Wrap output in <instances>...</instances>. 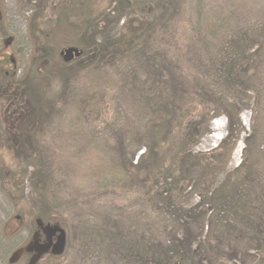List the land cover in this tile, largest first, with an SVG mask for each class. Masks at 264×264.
<instances>
[{"label":"rangeland","instance_id":"obj_1","mask_svg":"<svg viewBox=\"0 0 264 264\" xmlns=\"http://www.w3.org/2000/svg\"><path fill=\"white\" fill-rule=\"evenodd\" d=\"M171 1L0 0V264H146L125 256L123 246L162 248L178 240L195 250L205 242L211 207L204 196L243 162L256 89L245 90L237 77L224 93L242 127L226 170L207 172L198 188L175 191L169 206L152 201L161 183L139 185L144 170L131 171L137 178L132 185H120L119 172L140 163L169 126H179L174 107L158 105L157 89L186 99L177 87L192 84L197 68L218 56L230 63L241 56L251 78L257 69L264 72L263 58H256L264 47V0H180L167 20L171 36L155 44L150 30L163 24L168 14L161 9L170 11ZM139 30L146 46L116 67ZM90 40L99 46L96 59L63 61L64 49L85 54ZM180 98L192 113L183 118L181 136L199 123L185 150L214 154L230 135L227 116L201 108L194 93L184 103ZM22 105L29 111L24 126L13 116ZM216 123L224 126L218 142L211 140ZM230 239L213 256L201 253L202 259L264 264L254 237Z\"/></svg>","mask_w":264,"mask_h":264},{"label":"trees","instance_id":"obj_2","mask_svg":"<svg viewBox=\"0 0 264 264\" xmlns=\"http://www.w3.org/2000/svg\"><path fill=\"white\" fill-rule=\"evenodd\" d=\"M179 1L172 0L170 2L171 9L168 12H165L167 7L161 9L164 14L168 15H164L166 19H164L165 21H163L161 26H155V28H152L153 31L152 29L150 30L152 33H150V38L155 39V44H160V42L156 41L158 37L167 38L171 36L168 28L172 24H169L171 20H167L170 12H172L170 14L171 17L173 13L175 15L178 12ZM0 22H2L1 16ZM140 31L137 32V35L141 37H137L136 41L130 45L132 49L130 48L128 55L125 54L118 58L119 62H117L116 67L126 64L131 57L136 58L141 46H146L144 41L146 38L143 36L144 32ZM165 38L163 41H166ZM251 41L252 38H249L245 41V44ZM88 43L90 48L85 51L88 54H83L81 58H88L89 61H92L100 54L99 46L94 44L93 40ZM218 57L220 58L218 61L200 66V69L197 68L196 75L199 73V76L193 78L192 84L189 81L185 85L186 87H177L180 90H184L187 96L186 99L182 100V96L181 99L179 97L180 94L176 90H172L173 92L169 93L170 90L166 92L160 88L157 89L158 105L161 101L162 104H165V101L168 102L167 106L171 104L178 115L175 121L176 123L180 121L179 126L178 124L169 126L161 135L162 139L150 147L149 154L136 166L130 168L127 166L121 167L118 182L120 185L121 183H123L122 185H132L131 181L137 178L132 175L131 171L139 173V171L144 170L146 178L139 185L144 187L146 184L149 185L150 182L156 185L161 183V187L155 193L152 201L156 204L162 203L164 206H169L176 197L175 191H182L193 184L195 188H198L203 183L204 175L209 171L224 172L242 132L241 125L239 123L236 124L239 112H236L233 107L226 106L223 102L224 93L229 90L228 87L234 84L237 77L240 79L236 83L243 82L241 86L245 90L256 89L258 93L256 108L253 112V132L245 141L243 162L237 170L225 175L223 182L218 188L211 194L204 196V202L211 207V212L207 222L208 234L201 246L202 249L193 250L178 240L176 244L164 245L162 248H150L140 243L133 245L126 243V247L125 245L123 246V254L131 259H137L146 264H205L210 259H202L201 253L206 251L208 255L213 256L215 252L223 249L222 243L226 238H243V236L248 235L251 238L254 237L261 244V248L264 249V131L262 130L264 121V82H261V80H264V72L257 69V75L251 78L249 77L251 66L247 61L244 63V59L239 58L241 56H234L231 59L232 63L225 57ZM256 58L258 60L263 58L264 63V47L257 51ZM102 59L100 60L103 61ZM199 70H201V73ZM260 74H262L261 79L259 78ZM223 80H227L228 83L222 85L220 82ZM6 85L8 87L7 83ZM190 93H194L195 97H197L195 99L199 101L201 108L209 109L212 107L219 113H224L229 120L230 135L214 154L194 155L188 149H186L187 151L185 150L187 144L195 140L193 133L198 132L199 123L192 122L186 129L188 133H185L184 137L181 136L178 129L179 127L182 129L184 126L183 118L188 116L187 111L189 113L190 110L184 109L183 104H179L176 97L178 96L184 103ZM189 115H192V113H189ZM13 116L22 119V126H24L28 120L29 111L25 105H22V112L14 113ZM12 129H16L15 123ZM177 148L179 149L178 152ZM157 150H160V152ZM176 152L180 154L177 161L173 158V154ZM40 155L39 153L37 154L38 160L41 158ZM123 187L126 188L128 186ZM153 202L151 203L154 205Z\"/></svg>","mask_w":264,"mask_h":264},{"label":"water","instance_id":"obj_3","mask_svg":"<svg viewBox=\"0 0 264 264\" xmlns=\"http://www.w3.org/2000/svg\"><path fill=\"white\" fill-rule=\"evenodd\" d=\"M82 55H83V52L77 48H68V49H64L61 52V58L63 59L65 63H71L74 60L81 58Z\"/></svg>","mask_w":264,"mask_h":264},{"label":"bare ground","instance_id":"obj_4","mask_svg":"<svg viewBox=\"0 0 264 264\" xmlns=\"http://www.w3.org/2000/svg\"><path fill=\"white\" fill-rule=\"evenodd\" d=\"M213 130H214V134L211 136V140L218 142L221 140L222 136H223V130H224V126L221 123H216L213 126ZM240 154V149L237 150L235 157H239Z\"/></svg>","mask_w":264,"mask_h":264}]
</instances>
